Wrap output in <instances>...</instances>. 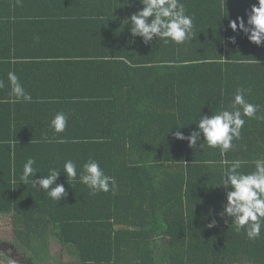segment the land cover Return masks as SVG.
I'll return each instance as SVG.
<instances>
[{
  "label": "trees",
  "instance_id": "trees-1",
  "mask_svg": "<svg viewBox=\"0 0 264 264\" xmlns=\"http://www.w3.org/2000/svg\"><path fill=\"white\" fill-rule=\"evenodd\" d=\"M75 1L86 3L71 14H85L91 24L82 31L85 37L66 38L72 49L93 48L109 59L110 93L127 102L124 132L116 138L121 142L109 157L110 163L116 154L125 160L115 167L101 163L115 179L108 192L93 195L86 185H70L59 201L40 188L32 195L23 192L20 201L19 181L12 173L2 180L0 216L14 219L15 249L40 264L53 261L52 243L73 257L71 264H264V227L250 239L231 220L225 223L227 218L217 215L212 228L206 218L210 209L219 213L226 200L219 187L224 162L246 161L241 171L251 172L252 161L264 156V46L229 27L257 0H181L194 17L193 35L183 44L159 38L130 43L122 20L142 7L138 0L135 7L126 0ZM232 36L236 43L228 41ZM113 68H122L124 76L112 74ZM124 82L130 86L117 89ZM241 87L250 89L245 99L259 110L256 117H243L241 137L225 154L206 142L193 149L168 134L193 123L180 129L187 135L202 113L229 108ZM91 205L96 212L82 216Z\"/></svg>",
  "mask_w": 264,
  "mask_h": 264
},
{
  "label": "crops",
  "instance_id": "crops-1",
  "mask_svg": "<svg viewBox=\"0 0 264 264\" xmlns=\"http://www.w3.org/2000/svg\"><path fill=\"white\" fill-rule=\"evenodd\" d=\"M83 3L86 2L0 0V80L4 82L0 88V183L6 182L12 173L22 187L20 201L23 192L32 195L38 188L31 179L27 185L21 182L24 164L30 158L36 161L34 168L38 173L34 179L56 168L61 171L57 182L65 187L85 186L80 183L79 174L90 159L101 167L102 162L115 167L117 160H125L124 154H116L111 163L109 157L121 142L116 138L124 132L120 128L125 120L123 103H127L114 99L110 93L109 59L93 48L72 49L71 39L66 38L85 37L82 31L91 24L89 17L71 14V9L83 10ZM96 37L90 38V44ZM64 39L68 42L66 48L60 45ZM10 71L31 94V102H9ZM111 73L124 76L122 68H113ZM127 83L117 89L130 86ZM58 112L67 115V126L60 133L51 127ZM67 160L77 164V178L70 180L71 184L63 173ZM95 209L91 205L81 215H91ZM13 221L12 216H0V232L14 235ZM50 247L57 249L54 243ZM55 254L51 252L52 258Z\"/></svg>",
  "mask_w": 264,
  "mask_h": 264
},
{
  "label": "clouds",
  "instance_id": "clouds-1",
  "mask_svg": "<svg viewBox=\"0 0 264 264\" xmlns=\"http://www.w3.org/2000/svg\"><path fill=\"white\" fill-rule=\"evenodd\" d=\"M136 2L137 0H126L128 7H135ZM138 3L142 7L122 20L123 27L128 29L132 37L130 43H134L135 38H141L145 44L151 43L156 38L163 40L164 43L170 40L176 44H183L191 39L194 17L186 14L185 5L181 0H138ZM229 27L234 33H243L249 42L264 46V0H257V3H253L243 16L230 20ZM227 39L231 43H236V36ZM8 80L11 85L9 102L32 101L31 94L25 91L15 72L8 73ZM3 87L4 82L0 80V88ZM248 92L250 89L237 88L229 108H223L212 115L202 113L198 122H194L196 128L190 129L187 135L180 129L193 123L175 127V131L172 128L168 134L173 135L177 140L187 141L189 147L193 149L197 146L202 149L206 142L208 147H218L221 154H225L232 149L233 140H239L241 137V130L245 125L243 117H256L259 110L257 105L245 99ZM66 126L67 115L64 112L56 113L51 120L54 131L63 132ZM35 163V159L30 158L24 164L21 182L27 185L31 179L34 187L46 191L53 200L67 198L68 192L64 184L57 182L61 171L51 168L47 175L34 179L38 173L34 168ZM224 163H227L228 167L223 169L219 187L224 189L226 200L222 202L219 213L214 209L209 210L206 218H210V222L207 227L218 225V220L215 218L218 215L220 218H227L225 223L231 220L237 232L244 230L248 238L255 239L264 227V156L252 161L255 167L251 172L241 171L246 161L237 159ZM63 173L71 184L70 180L77 178V164L72 160L65 161ZM79 181L88 186L93 195L99 191L108 192L110 185L112 188L115 187V179L106 175L100 164L91 159L83 164Z\"/></svg>",
  "mask_w": 264,
  "mask_h": 264
},
{
  "label": "rangeland",
  "instance_id": "rangeland-1",
  "mask_svg": "<svg viewBox=\"0 0 264 264\" xmlns=\"http://www.w3.org/2000/svg\"><path fill=\"white\" fill-rule=\"evenodd\" d=\"M12 235L9 232L1 231L0 232V264H40L35 263L33 260L29 259V255L26 253H20L15 249L12 244ZM56 254L52 260H47L42 264H55V261L59 262H69L67 264H71L70 260L73 258L68 252L61 249V246L58 245L56 250H53ZM60 255V256H58ZM55 258H59L54 261Z\"/></svg>",
  "mask_w": 264,
  "mask_h": 264
}]
</instances>
